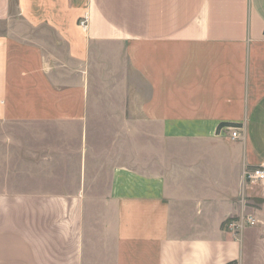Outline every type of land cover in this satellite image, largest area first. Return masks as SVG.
<instances>
[{
  "label": "crops",
  "instance_id": "1",
  "mask_svg": "<svg viewBox=\"0 0 264 264\" xmlns=\"http://www.w3.org/2000/svg\"><path fill=\"white\" fill-rule=\"evenodd\" d=\"M260 166L264 0H0V264H264Z\"/></svg>",
  "mask_w": 264,
  "mask_h": 264
},
{
  "label": "built area",
  "instance_id": "2",
  "mask_svg": "<svg viewBox=\"0 0 264 264\" xmlns=\"http://www.w3.org/2000/svg\"><path fill=\"white\" fill-rule=\"evenodd\" d=\"M77 27L86 32L88 27V17L86 14L78 19ZM220 133L226 132L228 139L231 141L239 140L241 138L242 127L224 126L219 130ZM243 180L246 185L264 187V166L245 168L243 171ZM258 221L252 215L241 216L237 221L229 222V226L235 230H241L243 225L255 226Z\"/></svg>",
  "mask_w": 264,
  "mask_h": 264
},
{
  "label": "rangeland",
  "instance_id": "3",
  "mask_svg": "<svg viewBox=\"0 0 264 264\" xmlns=\"http://www.w3.org/2000/svg\"><path fill=\"white\" fill-rule=\"evenodd\" d=\"M102 83H106V78H100ZM120 81V80H119ZM111 82V81H108ZM94 95L91 97L92 100L96 99H102L105 100V97L107 96H115L121 100V93L119 94H105L100 91H96L93 93ZM103 96V97H102ZM101 115L104 116L107 115H115V113L112 110H107L104 103H102L101 107ZM94 109L90 111L91 118L95 117ZM91 129H93L94 132H97L98 138L96 143L97 146L93 147V152H107V146L110 147L109 152H122V146H123V138L122 134L120 132V126L119 125H112V124H106L105 122L100 125H93L91 126ZM111 140H114V143H111ZM230 140V139H229ZM113 146L114 149L111 147Z\"/></svg>",
  "mask_w": 264,
  "mask_h": 264
},
{
  "label": "trees",
  "instance_id": "4",
  "mask_svg": "<svg viewBox=\"0 0 264 264\" xmlns=\"http://www.w3.org/2000/svg\"><path fill=\"white\" fill-rule=\"evenodd\" d=\"M224 126H230V125H220V126L218 127V129H220V128L224 127ZM231 126H232V125H231ZM232 127H238V126H232Z\"/></svg>",
  "mask_w": 264,
  "mask_h": 264
}]
</instances>
